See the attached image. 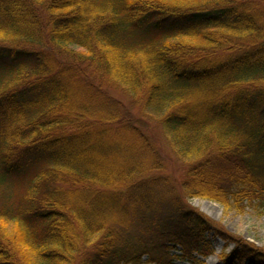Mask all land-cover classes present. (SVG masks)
Returning a JSON list of instances; mask_svg holds the SVG:
<instances>
[{
  "label": "trees",
  "instance_id": "trees-1",
  "mask_svg": "<svg viewBox=\"0 0 264 264\" xmlns=\"http://www.w3.org/2000/svg\"><path fill=\"white\" fill-rule=\"evenodd\" d=\"M260 1L0 0V264H139L118 227L174 194L141 121L184 196L264 213ZM194 217L172 238L206 257ZM235 243L227 264L263 262Z\"/></svg>",
  "mask_w": 264,
  "mask_h": 264
},
{
  "label": "rangeland",
  "instance_id": "rangeland-1",
  "mask_svg": "<svg viewBox=\"0 0 264 264\" xmlns=\"http://www.w3.org/2000/svg\"><path fill=\"white\" fill-rule=\"evenodd\" d=\"M260 2L264 8V0ZM112 95L124 106L127 105L124 97L115 93ZM129 113L133 123L136 122L139 111ZM141 124L140 129L164 160L163 170L157 172L156 176L163 177L165 184L172 188L174 194L170 196L169 192L163 189L160 195L154 197L155 201L152 202L150 209L135 217L128 227L124 229L118 227L128 242H132L128 254L131 255L130 252H133V255L140 258L139 264H227L223 258L232 254L236 247L235 241L251 244L258 253L264 254V213L259 215L248 209L244 214H238L233 210L224 209L215 201L184 196L181 185L186 171L185 166L171 156L165 140L161 133L155 130L153 122L141 121ZM196 215L208 226L201 230L203 233L199 239L202 251L209 252L206 257L195 252L190 257L183 256L180 244L172 238L173 233L187 236L193 230H200L199 224H192L197 220L194 217ZM100 242V235L90 242L84 253L85 259L97 251ZM241 250L238 249L240 252ZM243 257L232 264H252L251 262L254 264L255 260L248 254ZM260 263L263 264L264 260L255 264Z\"/></svg>",
  "mask_w": 264,
  "mask_h": 264
}]
</instances>
